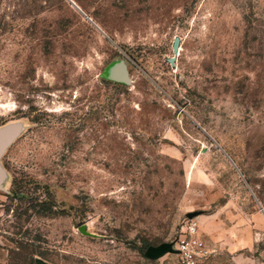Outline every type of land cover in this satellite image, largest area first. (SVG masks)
Masks as SVG:
<instances>
[{"label": "rangeland", "instance_id": "obj_1", "mask_svg": "<svg viewBox=\"0 0 264 264\" xmlns=\"http://www.w3.org/2000/svg\"><path fill=\"white\" fill-rule=\"evenodd\" d=\"M72 1L0 0V264H264V0Z\"/></svg>", "mask_w": 264, "mask_h": 264}, {"label": "water", "instance_id": "obj_2", "mask_svg": "<svg viewBox=\"0 0 264 264\" xmlns=\"http://www.w3.org/2000/svg\"><path fill=\"white\" fill-rule=\"evenodd\" d=\"M69 2L80 11L79 7L72 0H69ZM181 41L180 36H175L173 40V56L167 59V63H169L172 68L176 67ZM100 77L105 81L124 86H129L131 84L130 72L124 60L115 61L109 64L100 74ZM25 130L26 126L22 121H14L0 126V192H7L6 187L10 179L9 173L4 167L2 160L9 149L21 138ZM233 165L236 167L235 164ZM189 218L193 217L190 215ZM81 231L85 233L84 228H81ZM169 253L176 254L177 250L174 249L173 244L165 243L156 247H148L144 256L149 260H156ZM35 262L36 264H50L41 258H37Z\"/></svg>", "mask_w": 264, "mask_h": 264}, {"label": "built area", "instance_id": "obj_3", "mask_svg": "<svg viewBox=\"0 0 264 264\" xmlns=\"http://www.w3.org/2000/svg\"><path fill=\"white\" fill-rule=\"evenodd\" d=\"M177 264H207L211 256L197 218H187L174 245Z\"/></svg>", "mask_w": 264, "mask_h": 264}]
</instances>
